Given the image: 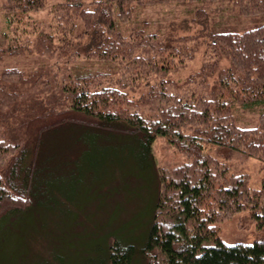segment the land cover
Here are the masks:
<instances>
[{"label": "trees", "instance_id": "trees-1", "mask_svg": "<svg viewBox=\"0 0 264 264\" xmlns=\"http://www.w3.org/2000/svg\"><path fill=\"white\" fill-rule=\"evenodd\" d=\"M176 1L216 0H62L54 9L56 32L37 27L38 36L30 38L34 42L13 39V46H0V63L4 56L41 57L35 69L26 64L0 71V236L31 224L40 213L47 191L38 183L53 162L43 158L50 153L46 141L70 128L119 139L112 142L116 146L132 142L135 159L154 183L147 211H129L126 197L116 201L125 206L121 214L104 220L94 216L88 223L105 235L95 244L91 264H264V179L255 189L246 175L231 173L204 151L211 144L229 159L264 163V23L243 32H205L200 75L187 78L190 89L176 97L170 92L176 86L170 75L179 69L173 60L185 53L187 61L193 60L199 43L194 46L185 37L180 49L163 47L158 35L121 26L148 4ZM218 1L229 2L245 17L264 14V0ZM47 2L0 0V6L9 28L29 13L42 12ZM194 16L195 21L208 17L200 10ZM222 59L228 67L216 71ZM153 75L160 82L145 98L148 104L126 97V90H138L139 82ZM191 83L199 88L193 90ZM259 108L261 123L237 125V113ZM158 138L186 161L161 171L153 154ZM106 201L96 204L97 210L115 205ZM61 208L68 210V205ZM246 210L257 237L247 243L223 241L217 224ZM8 226L16 228L7 232ZM12 237L0 241L2 261L13 257L22 240L21 234L15 236V246L7 251Z\"/></svg>", "mask_w": 264, "mask_h": 264}, {"label": "rangeland", "instance_id": "rangeland-1", "mask_svg": "<svg viewBox=\"0 0 264 264\" xmlns=\"http://www.w3.org/2000/svg\"><path fill=\"white\" fill-rule=\"evenodd\" d=\"M60 2L62 0H48L42 12L29 13L23 16L21 22L14 21L9 28L7 27V13L0 6V46H7V44L13 46L15 44L13 39L22 41L34 38V35L38 36L34 33L37 27H43L42 29L47 32H56V25H59V22H55L54 9ZM197 10L204 11L208 17L195 21L194 14ZM263 23L264 14L258 17H245L239 14L238 9H234L229 2L216 0L213 4L209 2L184 4L177 1L148 4L146 8L136 12L133 20L121 26L125 25L127 30L132 32L143 30L149 34L158 35V39L163 40V47L173 44L174 47L180 49L183 47V39L186 40L185 37L193 40L194 46L199 43L193 60L187 61L186 53L182 57L177 55L173 60L174 69H179L174 71V75H170V79H173L172 82L176 85L170 92L173 91L176 97H183V92L190 89L189 79L187 84L184 83L185 80L191 76L197 78L200 75L199 71L206 58L207 49L205 44L202 45L206 40L203 37L205 32H243L259 27ZM9 45L6 49L10 47ZM20 45L22 46V43ZM157 47L164 49L160 44H157ZM31 52H34V47ZM38 56L31 57L27 53L23 57L4 56L0 63V71L4 70L2 69L4 66L22 68L26 64L30 66L28 68L35 69V65L41 60ZM56 56L58 58L59 53ZM222 60L216 71L228 67V61ZM159 82V78L157 79L154 75L150 76L149 80L139 82L138 90H126V97L135 104H148L145 98L149 100L151 91L154 94V90H158ZM191 87L193 90L199 88L193 83ZM259 110L261 109H255L253 112L241 110L236 115L239 120L237 125L240 127L257 126L261 123ZM64 130L63 132L62 129L57 136L50 137L46 141L48 149L46 153L48 154L49 151L50 153L43 158L52 159L53 162L50 164L52 165L51 171L45 173L38 183L47 191L41 199V203L44 204L41 205L43 209L40 208L38 216L28 222L31 224L21 225L18 230L12 229L13 233H4L0 236V241H2L7 239V236L13 235L7 251L15 246L12 244L15 236L21 234L22 239L18 247L14 248L17 252L12 258L7 261L0 259L4 262L2 264H91L96 242L103 236L105 237L100 228L96 230L93 229V225L88 224L94 216L99 215L101 220H104L113 213L121 214V209L125 206L116 204V201L124 200L126 197L131 202L129 208L131 212L134 209L133 211L142 213V211H147L152 204L154 183L144 174L141 162L135 159L132 142H124L116 146L112 142H118L119 139L107 136L105 138L96 132L86 130L77 133H75L76 129L65 128ZM66 132L68 134H64ZM106 140L110 145L102 142ZM204 147L205 153H210L221 163L220 165H228L231 173L246 175L253 188L262 186L264 179L262 161L257 158L234 156L229 159L222 149L218 150L211 144L204 145ZM153 154H155L156 164L159 165L161 171L165 170L164 168L174 169L186 161L183 154L171 146L165 138H158L155 141ZM104 186H107L110 191L107 192ZM106 200L112 201L115 205L109 208L99 206L100 209L97 210L96 204H102ZM61 204L68 205V210H63ZM11 228L16 227H5V231L8 232ZM217 229L220 238L232 244L253 242L258 233L247 210L223 217L217 224Z\"/></svg>", "mask_w": 264, "mask_h": 264}]
</instances>
